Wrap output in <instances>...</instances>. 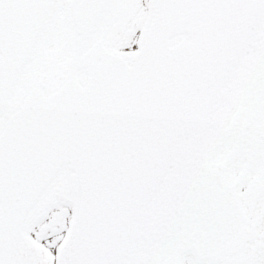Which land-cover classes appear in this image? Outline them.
<instances>
[{
	"label": "snow or ice",
	"instance_id": "snow-or-ice-1",
	"mask_svg": "<svg viewBox=\"0 0 264 264\" xmlns=\"http://www.w3.org/2000/svg\"><path fill=\"white\" fill-rule=\"evenodd\" d=\"M0 264H264V0H0Z\"/></svg>",
	"mask_w": 264,
	"mask_h": 264
}]
</instances>
